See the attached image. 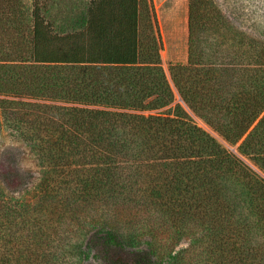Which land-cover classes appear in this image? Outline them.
Returning <instances> with one entry per match:
<instances>
[{
  "label": "trees",
  "instance_id": "obj_1",
  "mask_svg": "<svg viewBox=\"0 0 264 264\" xmlns=\"http://www.w3.org/2000/svg\"><path fill=\"white\" fill-rule=\"evenodd\" d=\"M142 2L89 0L83 27L64 33L35 2L25 33L22 0H0V130L43 169L37 207L0 195V264H66L70 213L102 201L140 221L88 223L99 264H264V177L241 158L264 174V44L237 38L214 0H189L187 61L169 68L238 156L171 105Z\"/></svg>",
  "mask_w": 264,
  "mask_h": 264
},
{
  "label": "rangeland",
  "instance_id": "obj_2",
  "mask_svg": "<svg viewBox=\"0 0 264 264\" xmlns=\"http://www.w3.org/2000/svg\"><path fill=\"white\" fill-rule=\"evenodd\" d=\"M89 0H22L21 14L17 24L25 33L32 24L31 11L35 2L44 6L42 12L48 21L51 22L55 31L59 33L74 32L83 27L78 20L82 18ZM144 1V0H143ZM220 11L227 17L233 32L237 38L243 33L258 39L264 44V0H214ZM188 9L189 0H145L141 4L142 16L148 11L149 22L151 21L155 37L159 44V55L161 65L164 69L168 82L174 92L172 106L179 102L186 109L192 121L203 130L213 136L222 146L239 155L238 143L231 145L215 131L202 118L194 114L181 100L170 75L172 64H184L188 56ZM148 20L146 21V23ZM145 25V21H143ZM143 25V26H144ZM162 108V110L167 109ZM149 113V112H146ZM241 158L262 177L264 174L257 166L241 156ZM9 167L20 179L17 184H9L3 180V169ZM43 177V169L37 160L34 150L21 140L10 128L4 127L0 130V195L4 198L16 200L18 203H27L28 206L37 207L40 195V184ZM11 181V179H10ZM135 211L131 208L122 207L109 202L92 203L83 207L77 215H72L71 224L68 226V245L60 246L57 250L66 249V264H99L93 256V252L84 244V237L92 229L93 220L97 222L105 220L109 224H124L126 220L140 221L139 215L133 218ZM67 218V220L70 219ZM148 227V222H144ZM65 225V224H64ZM63 225V226H64ZM131 225V222H130ZM67 226V225H66ZM150 226V225H149ZM156 227V226H155ZM123 231V229H120ZM159 235L166 240L168 232ZM61 230H59L60 232ZM61 237H66L61 231ZM77 246H72L74 243ZM187 241H181L173 246L174 252L185 247Z\"/></svg>",
  "mask_w": 264,
  "mask_h": 264
}]
</instances>
